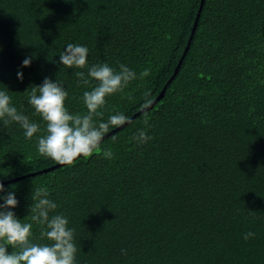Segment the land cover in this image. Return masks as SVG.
Returning a JSON list of instances; mask_svg holds the SVG:
<instances>
[{"label": "trees", "instance_id": "trees-1", "mask_svg": "<svg viewBox=\"0 0 264 264\" xmlns=\"http://www.w3.org/2000/svg\"><path fill=\"white\" fill-rule=\"evenodd\" d=\"M199 5L0 0V89L41 129L27 94L45 77L68 91L70 112L86 111L90 86L75 73L87 70L58 63L68 43L88 48L89 65L150 69L107 98L104 120L117 111L130 118L145 91L153 100L188 44L163 97L104 137L111 160L93 154L39 173L56 163L38 154L36 136L0 122V181L25 175L0 196L14 192L11 210L30 222L31 193L46 186L58 205L50 215L67 216L75 229L76 264H264V0H204L188 43ZM145 115L152 139L137 145L131 137ZM249 231L255 236L245 241Z\"/></svg>", "mask_w": 264, "mask_h": 264}, {"label": "clouds", "instance_id": "clouds-1", "mask_svg": "<svg viewBox=\"0 0 264 264\" xmlns=\"http://www.w3.org/2000/svg\"><path fill=\"white\" fill-rule=\"evenodd\" d=\"M87 55L86 46L68 43L59 53L58 62L65 68L87 70L86 73H75L78 84L90 86V90L84 91L81 96L86 109L83 114L70 112L65 104L68 91L61 82L45 77L41 84L33 85L27 94V103L43 123L41 129L39 123L17 110L7 89H0V122L4 126L19 124L26 140L36 136L38 154L62 166H73L81 157L90 158L93 154L109 160L114 158L111 148H101V142L110 129L122 127L131 121L118 111L104 120L101 109L105 108L109 96L123 94L132 81L150 75L149 68L137 74L122 63L118 68L108 63L89 65ZM31 59L25 58L22 66H30ZM16 75L18 79H23L21 71L18 70ZM143 97L141 110L146 113L153 101L149 91H145ZM127 98L132 99L130 94ZM97 117L101 119L97 120ZM142 123L145 128L138 129L131 137L137 145L152 139L145 130L151 127L147 115ZM115 139L113 137V141ZM4 191V185L0 183V193ZM49 196L46 186L37 187L31 193L30 222L17 218L11 210L18 205L14 192L0 196V200H3L0 203V264H76L78 249L75 229L69 227L67 216L59 213L50 215L58 205ZM33 224L39 227L38 237H34ZM254 236L255 233L249 231L242 238L247 241ZM121 252L126 254V250L122 249Z\"/></svg>", "mask_w": 264, "mask_h": 264}, {"label": "water", "instance_id": "water-1", "mask_svg": "<svg viewBox=\"0 0 264 264\" xmlns=\"http://www.w3.org/2000/svg\"><path fill=\"white\" fill-rule=\"evenodd\" d=\"M203 3H204V0H200V5H199V8H198V10H197L196 19H195V21H194V23H193V26H192V28H191V34H190V36H189V38H188V43H189V41L191 40V38H192V36H193V34H194L195 27H196L197 20H198V16H199V14H200V12H201V10H202ZM187 48H188V44H187V46L185 47V51L183 52L181 58L179 59L177 65H176V67H175V69H174L173 74H172V75L169 77V79L165 82V84L163 85V87L161 88V90H160V92L157 94V96L152 100L153 103L151 104V106H150L148 109H150V108H151L156 102H158V101L163 97V95H164V93H165V90H166V88H167V85L170 83V81L172 80V78L174 77V75L177 73L178 68L180 67V64H181V62H182V59H183V57H184V54H185ZM148 109H147V110H148ZM141 112H143L141 109L138 110L137 112H135V113L129 118L130 121H131L133 118H135L137 115H139ZM126 124H127V123H126ZM124 125H125V124H124ZM124 125H123V126H124ZM123 126H122V127H123ZM118 128H120V127H118ZM118 128H114L113 130L109 131V133H107L105 136H107L108 134H111L112 132H114V131H115L116 129H118ZM59 166H62V165L55 164V165H53L52 167L44 168V169H40V171H38V172H39V173H40V172H45V171L50 170L51 168H56V167H59ZM30 174H34V173H30ZM27 175H29V174H27ZM24 176H25V175H23V176H19V177H17V178H14V179H11V180H8V181H6V180H5V181H0V183H3V184H4V183H6V182H10V181L18 180V179H20V178H22V177H24Z\"/></svg>", "mask_w": 264, "mask_h": 264}]
</instances>
